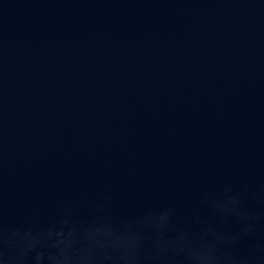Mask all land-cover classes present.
Instances as JSON below:
<instances>
[{
  "label": "water",
  "instance_id": "1",
  "mask_svg": "<svg viewBox=\"0 0 264 264\" xmlns=\"http://www.w3.org/2000/svg\"><path fill=\"white\" fill-rule=\"evenodd\" d=\"M0 264H264V0H0Z\"/></svg>",
  "mask_w": 264,
  "mask_h": 264
}]
</instances>
